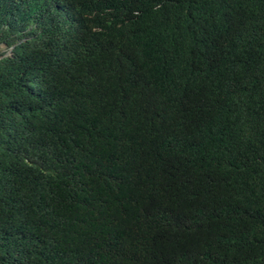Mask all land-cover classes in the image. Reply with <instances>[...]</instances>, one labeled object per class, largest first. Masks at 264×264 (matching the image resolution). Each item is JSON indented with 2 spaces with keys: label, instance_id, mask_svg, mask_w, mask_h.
<instances>
[{
  "label": "trees",
  "instance_id": "trees-1",
  "mask_svg": "<svg viewBox=\"0 0 264 264\" xmlns=\"http://www.w3.org/2000/svg\"><path fill=\"white\" fill-rule=\"evenodd\" d=\"M0 264H264V0H0Z\"/></svg>",
  "mask_w": 264,
  "mask_h": 264
},
{
  "label": "rangeland",
  "instance_id": "rangeland-1",
  "mask_svg": "<svg viewBox=\"0 0 264 264\" xmlns=\"http://www.w3.org/2000/svg\"><path fill=\"white\" fill-rule=\"evenodd\" d=\"M4 52L10 53L9 48H7L6 46H0V53H4Z\"/></svg>",
  "mask_w": 264,
  "mask_h": 264
}]
</instances>
